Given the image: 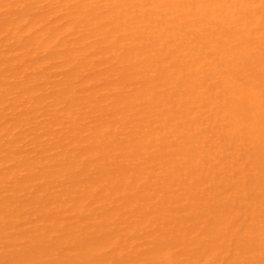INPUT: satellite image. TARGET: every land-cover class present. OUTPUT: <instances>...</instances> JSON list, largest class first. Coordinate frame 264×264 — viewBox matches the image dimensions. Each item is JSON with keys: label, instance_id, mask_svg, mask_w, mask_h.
Wrapping results in <instances>:
<instances>
[{"label": "bare ground", "instance_id": "6f19581e", "mask_svg": "<svg viewBox=\"0 0 264 264\" xmlns=\"http://www.w3.org/2000/svg\"><path fill=\"white\" fill-rule=\"evenodd\" d=\"M0 264H264V0H0Z\"/></svg>", "mask_w": 264, "mask_h": 264}]
</instances>
